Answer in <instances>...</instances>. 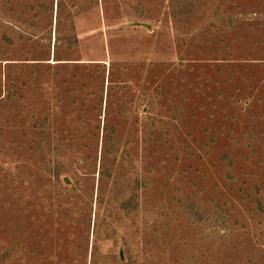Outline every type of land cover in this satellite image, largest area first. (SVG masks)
Wrapping results in <instances>:
<instances>
[{
	"label": "rangeland",
	"instance_id": "374dc122",
	"mask_svg": "<svg viewBox=\"0 0 264 264\" xmlns=\"http://www.w3.org/2000/svg\"><path fill=\"white\" fill-rule=\"evenodd\" d=\"M0 264H264V0H0Z\"/></svg>",
	"mask_w": 264,
	"mask_h": 264
},
{
	"label": "water",
	"instance_id": "95a60500",
	"mask_svg": "<svg viewBox=\"0 0 264 264\" xmlns=\"http://www.w3.org/2000/svg\"><path fill=\"white\" fill-rule=\"evenodd\" d=\"M135 24H141V25H143L145 27H148L149 26L147 23H135Z\"/></svg>",
	"mask_w": 264,
	"mask_h": 264
}]
</instances>
